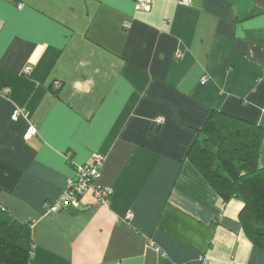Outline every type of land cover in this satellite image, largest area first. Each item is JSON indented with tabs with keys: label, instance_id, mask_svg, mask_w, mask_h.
I'll return each instance as SVG.
<instances>
[{
	"label": "crops",
	"instance_id": "obj_1",
	"mask_svg": "<svg viewBox=\"0 0 264 264\" xmlns=\"http://www.w3.org/2000/svg\"><path fill=\"white\" fill-rule=\"evenodd\" d=\"M136 3L0 0V205L31 223V264H264L243 201L188 156L213 109L264 127V0ZM68 151L106 155L108 205L46 209Z\"/></svg>",
	"mask_w": 264,
	"mask_h": 264
},
{
	"label": "trees",
	"instance_id": "obj_2",
	"mask_svg": "<svg viewBox=\"0 0 264 264\" xmlns=\"http://www.w3.org/2000/svg\"><path fill=\"white\" fill-rule=\"evenodd\" d=\"M263 139L261 125L213 109L188 152L224 201L232 197L243 201L240 221L254 244L262 250L264 165L260 157ZM32 251L31 223L19 220L0 205V264H31Z\"/></svg>",
	"mask_w": 264,
	"mask_h": 264
},
{
	"label": "built area",
	"instance_id": "obj_3",
	"mask_svg": "<svg viewBox=\"0 0 264 264\" xmlns=\"http://www.w3.org/2000/svg\"><path fill=\"white\" fill-rule=\"evenodd\" d=\"M182 3L189 5L191 0H181ZM152 5V0H137V10H149ZM125 27H130L131 23L126 21ZM181 57L182 53H178ZM32 71V66L27 65L25 67V73L29 74ZM205 81V77L203 78ZM55 87L60 85V82H56ZM22 111L16 110L14 117H17ZM158 122H162V118L158 119ZM37 134V126L35 123L30 122L28 130L26 131L24 138L30 139ZM66 156L71 164L74 166L75 173L72 177H69L66 181L65 188L61 191L59 197L51 203H46L48 211L58 212L66 209L74 211L83 210L86 206L82 202V198L87 193H91L96 200L104 205L110 203L111 197L114 193V187L101 184L100 178L102 176V169L106 161V155L101 152H94L92 155V161L90 163H74L71 159V152L68 151ZM132 213H129L126 218L130 219Z\"/></svg>",
	"mask_w": 264,
	"mask_h": 264
}]
</instances>
